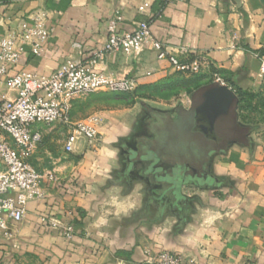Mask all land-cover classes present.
Returning <instances> with one entry per match:
<instances>
[{"label":"crops","instance_id":"obj_1","mask_svg":"<svg viewBox=\"0 0 264 264\" xmlns=\"http://www.w3.org/2000/svg\"><path fill=\"white\" fill-rule=\"evenodd\" d=\"M36 13L49 38L40 55L25 47L8 75H48L67 57L87 62L117 16L120 34L146 20L152 38L170 50L207 52L210 68L234 90L259 79L264 0H0V36L22 22L31 27ZM97 67L115 78L131 77L140 87L174 73L149 43L136 57L109 54ZM195 90L178 105L156 111L176 119L190 108ZM77 103L72 101V114ZM126 113L108 110L100 116L96 148L80 138L65 153L68 160L46 164L57 172L56 180L42 178V198L29 200L24 218L11 223L17 244L0 238V264H155L162 250L192 256L196 264H264V140H251L247 128L244 141L213 155L210 184H184L176 193L158 170L128 160L133 150L127 145L138 140L140 128ZM53 128L43 130L41 146ZM48 216L72 223L75 235L64 238L48 227Z\"/></svg>","mask_w":264,"mask_h":264},{"label":"built area","instance_id":"obj_2","mask_svg":"<svg viewBox=\"0 0 264 264\" xmlns=\"http://www.w3.org/2000/svg\"><path fill=\"white\" fill-rule=\"evenodd\" d=\"M31 18V27L22 22L0 36V85L5 89V93H0V238L4 240L14 236L11 223L24 218L27 202L42 198V178L56 180L54 173L40 171L25 159L42 142L43 129L55 124L68 128L63 142L65 152H72L80 138L97 145L101 141L100 116L73 119L72 101L98 90L130 92L135 89L133 78H115L97 67L107 55L118 52L136 57L149 43L156 57L166 59L176 71L198 73L209 61L205 51L190 55L185 47L170 50L152 38L146 20L139 21L132 32L120 34L118 17L114 16L108 23L105 41L87 62L67 57L48 75L22 70L8 75L18 64L25 47L40 55L49 38L50 30L42 17L36 13ZM213 75L214 82L225 84L217 74ZM48 224L68 239L76 233L72 223L57 217L50 218ZM155 264H196V260L180 252L162 250L157 253Z\"/></svg>","mask_w":264,"mask_h":264},{"label":"rangeland","instance_id":"obj_3","mask_svg":"<svg viewBox=\"0 0 264 264\" xmlns=\"http://www.w3.org/2000/svg\"><path fill=\"white\" fill-rule=\"evenodd\" d=\"M257 52L260 66L256 76L257 78L259 77V79L257 82L255 80L251 87L246 89L240 88L241 91L238 92L239 99L236 108V119L239 124L248 128L247 133L251 140L253 138L264 140V72L262 70V66H264V47ZM211 66L212 63L209 59V61L202 66V70L198 73L180 72L173 69L174 73L169 75V77L162 82L154 85H143L142 87L136 84L135 89L130 92L98 90L77 97L74 99L77 100L78 103L72 114L73 119L82 120L91 115L102 117L105 111L122 110L128 112L126 113L128 114V117L137 118L139 125L144 110H165L178 105L182 98L185 99V97H188L194 89H197L200 86L197 84L200 79L203 80L201 85L214 82V73L223 79L218 71L210 68ZM236 90L238 91V88H235L234 91L236 92ZM179 115L185 116V113L180 111ZM52 127L56 128H53L54 135L46 142H43L44 146H41V142L25 156V159L35 167L57 174L53 166L47 167L46 164L57 158L59 159V162H64L70 158V156L65 154L66 152L63 149V142L67 136L68 128L61 124H55ZM47 129L48 127H45L43 130L45 131ZM89 146L91 148L93 147L92 144ZM94 148L96 147H93V149ZM44 154H46V157L42 156ZM61 155L63 156L61 157ZM39 156L41 159L38 158ZM41 164L46 167L43 168ZM52 217L54 216H48L46 218L45 222L48 227H50L48 220ZM61 235L66 238L63 234ZM10 240L13 244H17V235L13 236Z\"/></svg>","mask_w":264,"mask_h":264},{"label":"water","instance_id":"obj_4","mask_svg":"<svg viewBox=\"0 0 264 264\" xmlns=\"http://www.w3.org/2000/svg\"><path fill=\"white\" fill-rule=\"evenodd\" d=\"M238 99L236 92L226 84L211 82L198 87L185 116L169 118L157 132L160 136L147 151L148 155L135 158L149 160L155 156L157 160L170 161L181 153H192V149L203 151L207 142L213 145L207 151L222 152L227 145L244 141L247 128L236 119Z\"/></svg>","mask_w":264,"mask_h":264},{"label":"flooded vegetation","instance_id":"obj_5","mask_svg":"<svg viewBox=\"0 0 264 264\" xmlns=\"http://www.w3.org/2000/svg\"><path fill=\"white\" fill-rule=\"evenodd\" d=\"M169 118L168 113L156 110H144L138 125V128H140L138 140L132 138L131 145L129 146L130 143L127 145L133 150L130 154V158L132 159L128 157L129 161H132L133 165L147 164L150 170H160L161 173L156 171V175L168 181V190H173L177 193L181 191V187L184 184H194L197 186L210 184L212 179L208 173V166L215 151H207V148H213V145L209 142L206 143L207 147L203 151L198 152L192 149V153H181L176 156L175 160L160 161L155 156H151L149 160L139 159V157L135 158L136 155H145V157L148 155L149 150L153 147L152 144L157 142L160 136V134L157 135V132L161 131L162 125L169 121Z\"/></svg>","mask_w":264,"mask_h":264},{"label":"trees","instance_id":"obj_6","mask_svg":"<svg viewBox=\"0 0 264 264\" xmlns=\"http://www.w3.org/2000/svg\"><path fill=\"white\" fill-rule=\"evenodd\" d=\"M239 91H241V89H240V88H238V91L236 90V92H237L236 94L238 95V97H239V94H238V92H239Z\"/></svg>","mask_w":264,"mask_h":264}]
</instances>
